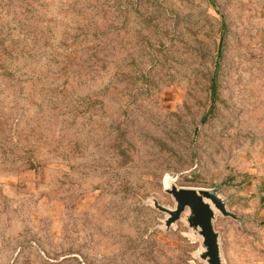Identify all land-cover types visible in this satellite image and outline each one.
<instances>
[{
	"label": "rangeland",
	"instance_id": "rangeland-1",
	"mask_svg": "<svg viewBox=\"0 0 264 264\" xmlns=\"http://www.w3.org/2000/svg\"><path fill=\"white\" fill-rule=\"evenodd\" d=\"M168 177L260 264L264 0H0V264H191Z\"/></svg>",
	"mask_w": 264,
	"mask_h": 264
},
{
	"label": "water",
	"instance_id": "water-1",
	"mask_svg": "<svg viewBox=\"0 0 264 264\" xmlns=\"http://www.w3.org/2000/svg\"><path fill=\"white\" fill-rule=\"evenodd\" d=\"M167 180V181H166ZM164 191L172 204L162 203L156 197H148L145 205L152 206L163 217L151 230L168 233L184 226L182 235L197 248L192 252L191 264H228L224 252L222 232L217 228L218 219H231L242 225L245 219L231 208V199L221 187L179 185L172 177L165 179Z\"/></svg>",
	"mask_w": 264,
	"mask_h": 264
},
{
	"label": "crops",
	"instance_id": "crops-1",
	"mask_svg": "<svg viewBox=\"0 0 264 264\" xmlns=\"http://www.w3.org/2000/svg\"><path fill=\"white\" fill-rule=\"evenodd\" d=\"M223 190V189H222ZM224 192V190H223ZM224 194L226 195V193L224 192ZM226 196H228L230 199H231V206L232 204H234V200L227 194ZM262 202H264V196L262 197ZM237 213V212H236ZM264 215V213L262 214ZM264 222V221H263ZM263 229H264V226H263ZM225 256H226V253H225ZM227 260V259H226ZM227 263L229 264V262L227 261ZM260 264H264V247L262 248V252H260Z\"/></svg>",
	"mask_w": 264,
	"mask_h": 264
},
{
	"label": "trees",
	"instance_id": "trees-1",
	"mask_svg": "<svg viewBox=\"0 0 264 264\" xmlns=\"http://www.w3.org/2000/svg\"><path fill=\"white\" fill-rule=\"evenodd\" d=\"M213 89H215V82H214V84H213Z\"/></svg>",
	"mask_w": 264,
	"mask_h": 264
},
{
	"label": "bare ground",
	"instance_id": "bare-ground-1",
	"mask_svg": "<svg viewBox=\"0 0 264 264\" xmlns=\"http://www.w3.org/2000/svg\"><path fill=\"white\" fill-rule=\"evenodd\" d=\"M167 181V180H166ZM166 181H165V183H166Z\"/></svg>",
	"mask_w": 264,
	"mask_h": 264
}]
</instances>
